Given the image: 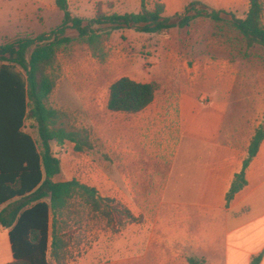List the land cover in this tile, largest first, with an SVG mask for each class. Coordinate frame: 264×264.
<instances>
[{
	"label": "crops",
	"instance_id": "1",
	"mask_svg": "<svg viewBox=\"0 0 264 264\" xmlns=\"http://www.w3.org/2000/svg\"><path fill=\"white\" fill-rule=\"evenodd\" d=\"M156 1L172 16L195 0ZM199 1L216 10L242 2ZM238 73L233 64L210 57L191 65L181 59V76L174 70L164 76L147 108L120 113L129 116L115 134L116 169L128 190L127 195L118 188L120 201L181 206V217H171L177 228L156 235L146 252L131 245L123 263L152 255L155 264H189L179 258L181 246L204 264H251L264 253V139L245 170L246 186L230 203L226 199L252 138L264 127L262 87L248 95L250 87L237 83ZM9 231L0 226V237L6 236L0 264L14 261Z\"/></svg>",
	"mask_w": 264,
	"mask_h": 264
},
{
	"label": "rangeland",
	"instance_id": "2",
	"mask_svg": "<svg viewBox=\"0 0 264 264\" xmlns=\"http://www.w3.org/2000/svg\"><path fill=\"white\" fill-rule=\"evenodd\" d=\"M158 2L147 0V5L152 9ZM68 4L72 15L83 19H92L98 12L124 14L140 10L139 0H68ZM248 8L249 0H242L225 10L244 18ZM62 18L55 0H0V44L18 36L48 33ZM222 32L219 33L214 23L197 19L189 28H175L161 34L115 31L96 55L81 40L59 49L57 62L50 70L56 85L48 105L60 112V124L68 130H86L93 148L80 153L69 142L62 148L55 146L61 172L53 180L75 179L95 188L103 200V209L94 211L80 197H74L57 217L66 244L61 264H155L152 255L143 261L123 262L131 245L146 252L156 235L177 228L171 217H181V206L130 205L120 201L118 188L126 190L116 169L119 156L114 147L115 134L117 126L120 130L123 119L128 121L129 116L108 111L109 87L121 77L161 83L171 70L181 76V59L191 65L210 57L214 62L233 64L239 72L237 83L250 87L248 95H257L252 92L254 87H262L259 95L264 101V52L253 49L244 56L235 49L239 46L231 44L234 34L226 28ZM68 35L77 36L75 31H69ZM185 71L192 74L189 68ZM25 131L38 140L36 130L26 127ZM0 238L3 246L5 234ZM176 250L181 261L186 262L189 253L185 247ZM47 257L55 263L50 250Z\"/></svg>",
	"mask_w": 264,
	"mask_h": 264
},
{
	"label": "trees",
	"instance_id": "3",
	"mask_svg": "<svg viewBox=\"0 0 264 264\" xmlns=\"http://www.w3.org/2000/svg\"><path fill=\"white\" fill-rule=\"evenodd\" d=\"M139 1L140 10L136 13L98 12L92 19H83L72 15L68 0H55V6L63 13L56 28L37 37L18 36L0 44V226L10 230L14 259L10 264H53L47 257L49 250L54 264H61L66 244L57 217L74 197H80L94 211L103 209V200L95 188L75 179L53 180L61 172L55 146L62 148L69 142L80 153L93 148L86 130H68L60 124V112L48 105L56 85L50 70L61 47L81 40L96 55L115 31L161 34L189 28L197 19H205L214 23L219 33L224 28L233 33L231 44L239 46L235 49L240 54L246 56L253 49L264 52L262 0H250L244 18L199 0L172 16L166 15L163 3L150 9L147 0ZM69 31H75L77 36H69ZM158 89L159 84L154 81L143 83L121 77L109 87L107 109L113 113H138L153 102ZM26 127L36 130L38 140L25 131ZM263 139L261 127L251 140L243 170L235 176L227 194V204L246 186L245 170ZM263 255L253 257L251 264H261ZM187 261L204 264L194 258Z\"/></svg>",
	"mask_w": 264,
	"mask_h": 264
}]
</instances>
